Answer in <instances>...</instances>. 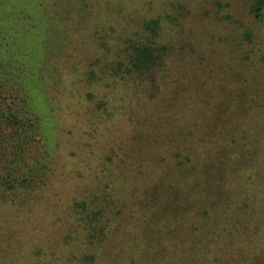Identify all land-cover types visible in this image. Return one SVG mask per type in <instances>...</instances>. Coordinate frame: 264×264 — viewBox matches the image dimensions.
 Instances as JSON below:
<instances>
[{
    "label": "trees",
    "instance_id": "obj_1",
    "mask_svg": "<svg viewBox=\"0 0 264 264\" xmlns=\"http://www.w3.org/2000/svg\"><path fill=\"white\" fill-rule=\"evenodd\" d=\"M4 3L5 0L0 5ZM87 3H70L68 12L85 11L92 6ZM213 5L220 25L237 23V28L242 30L237 42L239 51L219 62L217 50L222 47L224 52L229 44L233 48L234 39L215 34L211 36V47L203 48V0H122L117 6L109 7L111 11L119 9L121 16L110 18L106 26L108 35L102 45L107 53L112 52L113 58L108 65V77H103L105 86L113 92L135 87L142 93L139 88L143 86L142 73L161 65V73L156 77L160 84L157 95L148 99L152 105L143 124L146 131L139 135L142 148H131L130 137L125 141L129 143H125L127 160L124 158L120 163L119 154H107L106 164L111 166L109 178L116 185L112 181L101 188L98 178L100 185L96 189L87 190L80 198L69 199V205L57 202V207L64 212L60 223L75 227L68 229L63 239L65 244L78 237L85 247V251L74 254L73 260L79 264L97 263L102 255L95 249L102 247H113L110 254L114 258L121 256L123 263L127 256L126 261L133 260L135 264H264V193L259 194V205L253 206L257 196L246 186L238 190L231 185V174L227 173L229 164L230 168L246 164L245 156L231 160V153L224 156L217 152L221 145L227 152L243 147L247 131L231 119V128L236 133H223L219 130L221 122L212 120L226 117V110H241L240 117L248 120V114L256 108L253 81L244 73L260 53L258 40L264 30V0H213ZM137 10L147 15L142 19L132 16ZM113 36L116 42L111 46L108 38ZM247 45L252 46L251 50H241ZM180 54L183 64L191 66L184 65V69L192 68L194 72L181 77V90L172 104V100L163 101L166 79L177 69L174 61ZM237 57L244 72H236L232 83L227 81L237 86L235 91L229 85L217 89L218 84L226 83V78L213 82L216 73L222 70L227 74L226 68ZM260 60L264 62V54ZM87 73L90 82L102 81L97 68L92 67ZM207 73L210 77L203 84ZM190 79L192 83L185 89L184 80ZM2 94L0 128L12 125L15 134L22 137L26 134L25 115ZM89 95L91 99L95 97ZM107 103L108 100H101L98 109H106ZM110 113L116 115V112ZM259 113L262 115L263 110ZM259 127H256L257 134ZM12 155L10 168L0 172V209L9 205L21 211L14 219L25 223L21 209L41 207L54 162L43 163L41 157L27 156L23 149ZM238 169L236 166L235 174H241ZM259 173L251 172L249 179H256L263 189ZM244 196H247L249 223L241 228L237 223L241 219L239 203ZM1 226L0 221V229ZM37 227L43 233L45 226ZM17 233L19 230L13 229L3 241L4 235L0 236V264H40L52 255L47 251L51 245H46V240L29 255L26 242ZM11 246L16 251L10 250Z\"/></svg>",
    "mask_w": 264,
    "mask_h": 264
},
{
    "label": "rangeland",
    "instance_id": "obj_2",
    "mask_svg": "<svg viewBox=\"0 0 264 264\" xmlns=\"http://www.w3.org/2000/svg\"><path fill=\"white\" fill-rule=\"evenodd\" d=\"M2 1L4 2V0L0 2ZM120 1L122 0H5L4 5H0V93L4 92L2 95L8 103L15 106V109L19 108L18 110L25 115L27 123L26 134L22 137L15 134L12 125L7 124L0 128V172L5 173L10 168L12 154H18L21 149L27 156L41 157L43 163L48 164L51 160L54 162L41 207H34L33 210L21 209L25 215L24 219L27 220L22 223L21 220L17 222L14 219L21 211L3 205L4 210L0 209L2 224L0 236L4 235L3 241V238L10 237L13 229L16 231L18 229L20 233L17 234H20L21 241L26 242L30 250L27 252L29 255L33 254L35 246L46 240V245H51L47 251L52 255L40 264H79L73 260L74 254L85 251V247L78 237L77 240L73 238L69 244H65L63 239L68 234V229L72 230L75 227H65L60 223L64 212L60 206L57 207V202L69 205V199L80 198L87 190L96 189L100 185L99 179L102 182L101 188L106 183L112 181L114 183V180L109 178L111 166L106 164L107 154H119L117 161L120 163L124 158L127 160L125 145L128 143L125 142L127 138L132 139V145L128 143L131 148L137 150L142 148L139 135L146 131L143 124L152 105L150 104L152 101L149 102L148 99L157 95L160 81L156 77L157 73H161V65L142 73L143 86L139 88L144 91L143 94L135 87L127 91L118 88L113 92L105 86L106 79L103 80V77H108V65L113 54L107 53L102 44L107 39L106 26L110 18L116 19L121 16L119 9L111 11L109 7L117 6ZM87 2L92 6L87 7L85 11L72 14L68 12L70 3L88 5ZM96 11L97 20L94 16ZM208 11L210 13H207ZM132 13L133 15L131 13L130 15L140 19L147 15V12L144 14V11L138 10ZM202 23L205 43L203 48L211 47L209 46L213 43L211 36L215 34L220 33L234 39L233 48L229 47V44L224 52L222 47L217 50L218 62L221 59L228 60L239 51L237 42L241 39L239 36L242 30L237 28V23L220 25L213 0H203ZM115 39V36L108 38L111 46L115 44ZM258 41L260 53L257 54L256 60H251L249 70L244 73L253 81L252 97L256 101L254 104L256 108L248 114V120L240 117L241 110H226L224 112L227 116H221L223 119H212L221 122L219 130L223 133L231 135L236 133L237 130L231 128V119L237 120L242 129L247 131L243 147L227 152L225 146L221 145L217 152H222L224 156V153H231V160L245 156L246 164L241 167L236 165L241 174H235L236 166L230 168V164L227 166V173L231 174H229L231 185L238 190L246 186L250 193L257 196L253 206L259 205L260 195L264 193V62L260 60L264 54V30ZM251 48L252 46L247 45V48L244 46L241 50ZM93 62H98V65L93 66ZM174 62L177 69H174V73L172 72L170 78L166 79V93L163 99L172 100V104L176 102L180 93L181 77L194 72L192 68L184 69V65L191 66L183 64L182 54L178 55ZM233 62L226 68L227 74L222 70L216 73L213 82L221 81L223 76L226 78V83L223 86L218 84L217 89L229 85L230 89L235 91L237 86L228 84L227 81L231 82L236 72H244V69L239 66L238 57ZM92 67L99 70L102 81L88 80L87 71ZM209 77L210 73L203 76V84ZM188 82L184 80L185 89H189L191 79ZM89 94L95 97L91 99ZM101 100H108L106 109L104 107L98 109ZM261 110L262 115L259 113ZM112 111L116 112L115 116L111 115ZM92 115L94 117H91ZM214 116L215 113H212L211 117ZM257 126H260L259 134L256 133ZM209 134L207 131L205 136L208 138ZM20 145L21 147L16 148ZM254 171L260 172L263 189L257 185L256 179H249L251 172ZM246 197H242L239 203L241 219L237 225L241 228L249 223ZM262 198L264 200V195ZM67 215L68 212L65 216ZM37 226H45L43 233ZM73 234L76 235L75 232ZM10 250L16 251L12 246ZM95 250L102 255L95 264H135L133 260L131 263L126 261L127 256L123 258L124 263L121 256L112 257L110 252L113 247Z\"/></svg>",
    "mask_w": 264,
    "mask_h": 264
}]
</instances>
